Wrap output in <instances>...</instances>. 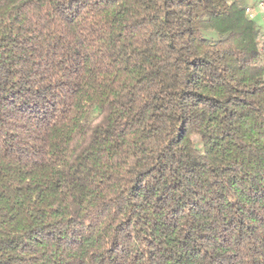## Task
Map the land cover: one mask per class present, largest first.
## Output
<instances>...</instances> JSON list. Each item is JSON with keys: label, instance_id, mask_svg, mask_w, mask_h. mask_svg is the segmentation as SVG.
Segmentation results:
<instances>
[{"label": "trees", "instance_id": "16d2710c", "mask_svg": "<svg viewBox=\"0 0 264 264\" xmlns=\"http://www.w3.org/2000/svg\"><path fill=\"white\" fill-rule=\"evenodd\" d=\"M246 7L0 0V264H264Z\"/></svg>", "mask_w": 264, "mask_h": 264}, {"label": "built area", "instance_id": "2783aa9c", "mask_svg": "<svg viewBox=\"0 0 264 264\" xmlns=\"http://www.w3.org/2000/svg\"><path fill=\"white\" fill-rule=\"evenodd\" d=\"M246 12L252 19H255L256 16H261L264 29V0H260L254 5L247 6Z\"/></svg>", "mask_w": 264, "mask_h": 264}, {"label": "rangeland", "instance_id": "374dc122", "mask_svg": "<svg viewBox=\"0 0 264 264\" xmlns=\"http://www.w3.org/2000/svg\"><path fill=\"white\" fill-rule=\"evenodd\" d=\"M242 4L246 5V6H250V5H254L256 4L258 1L260 0H239ZM255 22L257 23V25L259 26V28H261L263 31V20L261 16H256L255 17ZM264 35V34H263Z\"/></svg>", "mask_w": 264, "mask_h": 264}]
</instances>
